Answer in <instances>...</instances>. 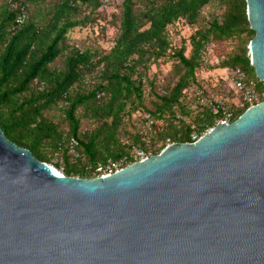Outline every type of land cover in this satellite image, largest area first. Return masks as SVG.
<instances>
[{
    "label": "trees",
    "instance_id": "1",
    "mask_svg": "<svg viewBox=\"0 0 264 264\" xmlns=\"http://www.w3.org/2000/svg\"><path fill=\"white\" fill-rule=\"evenodd\" d=\"M97 27L114 30L109 50L71 37ZM254 36L246 0H0V126L63 175L96 178L99 164L132 150L157 155L215 126L221 115L198 100L205 44L230 43L210 69H240L263 92ZM228 105L232 121L249 108Z\"/></svg>",
    "mask_w": 264,
    "mask_h": 264
},
{
    "label": "water",
    "instance_id": "2",
    "mask_svg": "<svg viewBox=\"0 0 264 264\" xmlns=\"http://www.w3.org/2000/svg\"><path fill=\"white\" fill-rule=\"evenodd\" d=\"M264 82V0H246ZM0 264H264V101L196 143L68 177L0 126Z\"/></svg>",
    "mask_w": 264,
    "mask_h": 264
},
{
    "label": "rangeland",
    "instance_id": "3",
    "mask_svg": "<svg viewBox=\"0 0 264 264\" xmlns=\"http://www.w3.org/2000/svg\"><path fill=\"white\" fill-rule=\"evenodd\" d=\"M190 33H191L190 31H186V36L188 37ZM114 34L115 32L111 27L107 28L105 35L101 34L100 28L97 27L94 30H91L90 28L76 29L72 32L71 37L73 40L78 41L80 44L83 42H85L86 44L87 43L93 45L97 44L102 48L109 50L112 47L111 38L112 36H114ZM210 47H211L210 50L211 54L209 55V61L215 62L214 66L220 65L221 61L225 58V54L229 53L233 48V46L230 43L227 44L210 43ZM210 66H212L210 63L204 65L201 70V73L199 74V81L203 83L204 87L203 89H199L198 92L205 91L207 92L208 96L213 97L216 100H223L227 102V104L228 102L229 104H233L235 106L236 104L238 105L242 104L244 100V96L242 92L237 90V88L234 86L231 80L232 76L230 71L224 69H210L211 68ZM168 70H169L168 66L163 68L164 73H167ZM139 116L141 115H136L135 117H139ZM168 143L169 141L167 142V144ZM71 153L73 154L72 151ZM145 154L148 157L150 156L149 153L147 152H145ZM58 158L59 157L56 154L55 158L53 159V163L57 162ZM58 171L60 173H63L62 169H59Z\"/></svg>",
    "mask_w": 264,
    "mask_h": 264
},
{
    "label": "built area",
    "instance_id": "4",
    "mask_svg": "<svg viewBox=\"0 0 264 264\" xmlns=\"http://www.w3.org/2000/svg\"><path fill=\"white\" fill-rule=\"evenodd\" d=\"M14 6L17 7V4H14ZM26 19L27 14L22 9L21 13L19 14L16 20L17 25L23 24ZM210 50V43L205 44L204 48L201 51V60L205 65L210 63L212 66H214L215 62L209 61V55L211 54ZM229 71L231 73V80L234 86L237 88V90L242 92L244 100L249 104V107H252L264 101V91L258 93L255 89L247 87L246 74L242 70L231 68L229 69ZM198 100L202 106L209 108L214 114L221 115L220 118H218V120L216 121L215 126L217 124H230L232 122L233 113L231 112L227 102L223 100H214L212 97L205 95L203 91L198 92ZM211 129L212 128L208 129L206 133L210 132ZM204 134L205 133L200 134L198 132H192L190 135V141L188 143H196ZM172 144L174 143L169 142L167 144V147ZM147 158L148 156L143 150H132L128 156H125L120 160H109L107 163L97 165V167L94 169V173L97 175L96 177H107L132 164L129 163L130 160H133L134 162H139L144 161Z\"/></svg>",
    "mask_w": 264,
    "mask_h": 264
},
{
    "label": "bare ground",
    "instance_id": "5",
    "mask_svg": "<svg viewBox=\"0 0 264 264\" xmlns=\"http://www.w3.org/2000/svg\"><path fill=\"white\" fill-rule=\"evenodd\" d=\"M54 168V167H53ZM55 169V168H54ZM56 170V169H55ZM57 171V173H59V174H62V173H60L58 170H56Z\"/></svg>",
    "mask_w": 264,
    "mask_h": 264
},
{
    "label": "crops",
    "instance_id": "6",
    "mask_svg": "<svg viewBox=\"0 0 264 264\" xmlns=\"http://www.w3.org/2000/svg\"><path fill=\"white\" fill-rule=\"evenodd\" d=\"M229 103V102H228ZM237 105V104H236Z\"/></svg>",
    "mask_w": 264,
    "mask_h": 264
}]
</instances>
